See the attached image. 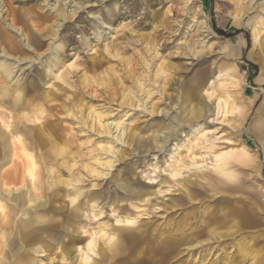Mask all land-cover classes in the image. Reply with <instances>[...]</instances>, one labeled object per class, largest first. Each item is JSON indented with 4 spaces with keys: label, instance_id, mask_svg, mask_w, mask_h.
<instances>
[{
    "label": "rangeland",
    "instance_id": "obj_1",
    "mask_svg": "<svg viewBox=\"0 0 264 264\" xmlns=\"http://www.w3.org/2000/svg\"><path fill=\"white\" fill-rule=\"evenodd\" d=\"M34 11L53 35L38 31L28 46ZM0 18V74L12 79L0 86V207L10 216L0 228L13 236L32 206L43 218L15 258L5 259L0 229V262L87 264V253L89 264H264V0H0ZM50 126L53 138L39 140ZM219 153L245 158L226 195L201 184L218 174ZM239 197L242 232L210 223ZM151 237L174 241L159 255ZM91 239L92 251L72 250Z\"/></svg>",
    "mask_w": 264,
    "mask_h": 264
},
{
    "label": "bare ground",
    "instance_id": "obj_2",
    "mask_svg": "<svg viewBox=\"0 0 264 264\" xmlns=\"http://www.w3.org/2000/svg\"><path fill=\"white\" fill-rule=\"evenodd\" d=\"M29 2H38L39 0H28ZM34 13H35V11H34ZM41 17H40V15L38 14V12H36L35 14H33V15H31V20L32 21H34V22H32L30 25L31 26H29V24H27V25H25V30L27 29V30H29V32H28V34L26 35V39L28 40V46H32L33 44H32V41H30V39L31 38H36V39H38V36H39V32L38 31H44L43 33L45 34V38H48V37H51L52 35H53V32L49 29V28H44L43 27V24H42V26H39L38 25V23H36L35 24V21L36 20H39ZM65 19H68L67 17H65ZM0 20H1V18H0ZM40 20H42V18L40 19ZM43 20H45V18L43 19ZM6 21V19H3V22H5ZM2 21H0V24H2L3 23ZM43 23H45V22H43ZM10 26L11 27H14V28H16V24L15 23H13V22H11V24H10ZM36 28H39V29H37V30H35ZM6 29V28H5ZM257 32H256V29H255V32H254V36H255V39H256V37H257ZM10 36V35H9ZM12 38V37H11ZM15 42H16V44L18 45V43H17V41L14 39V38H12ZM10 40V42L12 41L11 39H9ZM44 44H45V40H43V43L38 47V49H40V48H43V46H44ZM11 45V44H10ZM16 45V47L17 48H19L20 49V47H19V45L17 46ZM17 48L15 49V47L14 46H12L11 45V49H12V52H16L17 51ZM37 50V49H36ZM9 52V51H8ZM12 52H9L8 53V55H10V56H15V55H13L12 54ZM53 55H55V61H54V63H53V65H51V66H53L54 68L55 67H62L63 65V62H62V57L59 55V53H58V51H56V52H54L53 53ZM41 67V66H40ZM53 70V69H52ZM50 72V71H49ZM48 77V75L45 73V71H40V72H37V74H36V80H39L42 84H43V82L45 81V79ZM10 80H12L11 78H10V76L9 75H5L4 73H1L0 74V86H1V84H4L5 82H8V81H10ZM13 83V82H12ZM34 84V83H33ZM38 84H40V83H38ZM45 85V84H44ZM21 87H24V86H15V88L14 89H20ZM1 88H2V86H1ZM0 88V89H1ZM33 88H34V90L33 91H36V90H38L39 89V87L38 86H33ZM5 89V88H4ZM14 89H5L4 91H6L7 92V94L8 95H10V96H12V97H16V99H17V101L18 102H20L23 106H28L29 105V103L27 102H25V94L24 93H18V92H15V90ZM30 90V89H29ZM5 95V94H4ZM3 94H1V96L3 97L4 96ZM15 99V100H16ZM218 100V99H217ZM19 104V103H18ZM81 104H82V102H81ZM80 105V104H79ZM88 107V106H87ZM218 107H220V109L222 110V111H224L225 109H226V102L223 100V99H219V101H218ZM194 109V108H193ZM54 110H55V108H54ZM55 112L57 113V115H59L60 114V112H59V110L58 109H56L55 110ZM201 112V111H200ZM92 113V112H91ZM203 113V112H202ZM0 115H3V114H0ZM68 115V114H67ZM43 117V116H42ZM67 117V116H66ZM40 118V117H39ZM65 118V117H64ZM67 120V119H66ZM84 121V120H83ZM8 124V123H7ZM54 126H50V127H44V129H46V130H41V135H40V138H39V140H41V141H43V142H47L48 141V139H50V138H53V136H54V134H55V132H54V128H53ZM120 128V127H119ZM118 128V129H119ZM27 129H32L33 130V126H27ZM20 130V129H19ZM32 130H31V132H32ZM57 133V132H56ZM20 136H18L17 135V141L18 142H21V139L19 138ZM66 137V136H65ZM160 137V136H159ZM165 138V137H164ZM62 139V138H61ZM68 140H70V139H68ZM65 142V141H64ZM22 143V142H21ZM32 144L33 145H35L34 144V141L32 140ZM46 144V143H45ZM59 144H60V142H59ZM16 145V144H15ZM32 145V146H33ZM57 145V144H56ZM34 149L36 148V147H33ZM213 148V147H212ZM39 149H40V147H39ZM39 149H38V151H39ZM65 149V148H64ZM63 149V150H64ZM17 152V151H16ZM41 152V151H40ZM45 152V151H44ZM109 152H111V151H109ZM115 152V151H114ZM33 154V153H32ZM29 154V155H27L28 156V158H30L32 161H35V163L37 162L36 161V158H35V155L33 154ZM226 154V153H225ZM219 155H220V153H219ZM223 155V154H222ZM4 156V155H3ZM222 157V156H221ZM221 157L220 158H218V161H217V164H216V167H218V170H220L219 169V167H220V163H218L219 161H223L224 160V162H226L225 160L226 159H221ZM6 159H8L9 158V156H6L5 157ZM217 158V157H216ZM38 159V158H37ZM43 164V163H42ZM224 164V163H223ZM193 165V164H192ZM223 166V165H222ZM38 167V166H37ZM37 167H35V168H37ZM44 168V167H43ZM222 168V167H221ZM38 169V168H37ZM36 169V170H37ZM45 169V168H44ZM224 169H226V168H224ZM217 170V169H216ZM46 172V171H45ZM218 172V171H217ZM37 173V172H36ZM35 173V174H36ZM201 176H203V175H201ZM34 178V177H33ZM23 180V179H22ZM228 180V179H227ZM15 181L16 180H14V177H7L6 176V178L4 177V185L5 186H9V185H13V184H15ZM214 181V180H213ZM227 182V181H226ZM18 183V182H17ZM228 185V184H227ZM194 186V185H193ZM204 187H206V186H204ZM202 188V187H201ZM190 189V188H189ZM232 189V188H231ZM234 189V188H233ZM2 190V189H1ZM24 191V190H23ZM206 191H208V190H206ZM1 192H3V191H1ZM24 192H26V191H24ZM84 195V194H83ZM15 198H17L18 197V194H15ZM15 198H13L12 200H14ZM240 200V199H239ZM29 201L30 202H34L31 198L29 199ZM41 204H46V202L45 201H39ZM34 204H35V202H34ZM241 206V205H240ZM215 208V207H214ZM235 208V207H234ZM239 208V207H238ZM73 209V208H72ZM230 209V208H229ZM243 209V208H242ZM216 210V209H215ZM207 211H208V209H207ZM235 211V210H234ZM31 212H33V213H31ZM6 212H5V209L1 206L0 207V216L1 217H3V219H7L8 217H10L9 215H7V214H5ZM234 213V218L237 220V222L239 223V222H241V221H243L244 219H243V212H241V211H235V212H233ZM20 214V213H19ZM34 214H35V216H34ZM229 214V213H228ZM75 215V214H74ZM230 216H232V215H230ZM230 216H228L226 213H224L223 215H222V221H223V223H226V222H228L229 220V218H230ZM185 217V216H184ZM195 219H197L196 217H195ZM5 222V221H4ZM4 222H2V223H4ZM43 223V218L41 217V216H39V214H38V212H37V210H36V208L34 207V206H32L31 207V210L30 211H25V212H23L21 215H20V217H19V221L17 222V224H16V226H15V230H14V234L12 233V235L13 236H10V235H7V232L2 228H0L1 229V232L3 233V237H4V241H5V244H6V247H7V251L5 250V255H4V257H5V259L7 260V259H10V258H15V257H17L19 254H21L22 253V251L24 250V244L27 242H30L31 241V239H33V236H34V230L35 229H37L41 224ZM187 224H189V223H187ZM1 227H3L2 225H0ZM204 229V228H203ZM105 230V229H104ZM196 231V230H195ZM208 231V230H207ZM40 232V231H39ZM193 232V231H192ZM235 232V231H234ZM179 233V232H178ZM182 233V232H181ZM37 236V235H36ZM39 237H40V235H39ZM87 238V237H86ZM99 238V237H98ZM108 238L110 239V241H112V239H113V237H112V239H111V236L109 235L108 236ZM184 238H186V237H184ZM190 238V237H189ZM41 239V238H40ZM70 239V238H69ZM100 239V238H99ZM191 239V238H190ZM30 240V241H29ZM42 240V239H41ZM52 240V239H51ZM85 240V239H84ZM87 241V240H86ZM85 241V242H86ZM103 241V240H102ZM134 241V240H133ZM173 241H174V239L172 240V238H171V240L170 239H161V240H159V241H155L154 239H153V237H151L150 238V240H148V242H147V245H148V248L150 249V250H152V252L154 253V254H161L162 255V253H164V251L165 250H168L169 249V247H170V245L173 243ZM50 242V241H49ZM65 242V241H64ZM132 242V241H131ZM177 242V241H176ZM183 242L184 241H181L179 244H178V246H180V245H182L183 244ZM186 242H188V241H186ZM197 242V241H196ZM62 243V242H61ZM95 243V242H94ZM130 242H128L127 244H129ZM66 244V243H65ZM103 244V243H102ZM115 244V243H114ZM112 244V247H114V248H117L118 247V245L120 246V247H123V245H125L126 243H124L123 241H121L119 244ZM92 245H93V239H91V240H89V242L84 246V247H81L80 246V243H74L73 244V246H71L72 247V250H74L75 249V251L77 250V251H83V250H85V248H87V249H90L91 251H92ZM151 245H152V247H151ZM69 246V245H68ZM109 246H110V244H109ZM66 247V246H65ZM63 248V247H62ZM94 248H95V246H94ZM113 248V249H114ZM4 250V249H3ZM27 250V249H26ZM121 250V249H120ZM88 251V250H87ZM99 251V250H98ZM24 252V251H23ZM74 253V252H73ZM79 253V252H78ZM107 254V253H106ZM98 255V254H97ZM120 255V254H119ZM118 255V256H119ZM25 256V255H24ZM32 256V255H31ZM69 256V255H68ZM77 256H78V254H77ZM106 256V255H105ZM124 256V255H123ZM26 257H27V255H26ZM104 257V256H103ZM116 257V256H115ZM69 258V257H68ZM106 258V257H105ZM64 259V258H63ZM81 259V258H80ZM79 259V260H80ZM83 259H85V261H86V263L87 264H89L90 262H91V258L88 256V254L87 253H85V258H83ZM101 259V258H100ZM107 259V258H106ZM55 260V259H54ZM77 260V259H76ZM102 260V259H101ZM105 260V259H104ZM5 261V260H4ZM33 261V260H32ZM64 261V260H63ZM22 262V261H21ZM124 262V261H123ZM28 263V262H27ZM83 263H85V262H83ZM99 263V262H98ZM0 264H4L3 262H0ZM6 264V263H5ZM66 264H69V263H66ZM122 264V263H121Z\"/></svg>",
    "mask_w": 264,
    "mask_h": 264
},
{
    "label": "crops",
    "instance_id": "obj_3",
    "mask_svg": "<svg viewBox=\"0 0 264 264\" xmlns=\"http://www.w3.org/2000/svg\"><path fill=\"white\" fill-rule=\"evenodd\" d=\"M220 157H221V159H226L225 160L226 162H224V160L219 161L218 163H220V167H219L220 170H218V167H216V164H217L218 158H220ZM213 159H215L214 170L216 172L218 171L217 172L218 174L217 175L210 174L209 179L204 181L203 183H201L203 186V189H205L204 192H212L213 194L221 193V194L226 195V194H228V191L239 189V186H238L239 181L237 182V180L233 177V174H232V172H230V170H231L232 165L236 166V164L237 165L242 164L245 161L243 154L231 156V153H226V154L220 153V155L219 154L215 155L213 157ZM224 168H226V169H224ZM204 186H206V187H204ZM206 190H208V191H206ZM237 204H239V206H236L235 208L224 209L223 211L218 212L219 214H217L218 217H216V219L214 217L209 219L210 223H215L216 225L221 226L222 228H224L225 232L228 234L229 233L233 234L234 230H236V232H235L236 234H239L240 232H242V230H244V228L246 227L247 221H246V217H245V213H244L243 199L241 197L237 198ZM234 210L243 212V219H244L243 221H241L239 223L237 222V220L233 217L234 216L233 212H235ZM224 213H226L228 216L232 215L228 219L229 221L226 223H223V221H222V215ZM257 238H258V236H256V239ZM212 239H214V238H209L208 241L211 243ZM245 239H246L245 236H241V238L237 242L238 245H240L239 250H241L242 255L244 254Z\"/></svg>",
    "mask_w": 264,
    "mask_h": 264
}]
</instances>
